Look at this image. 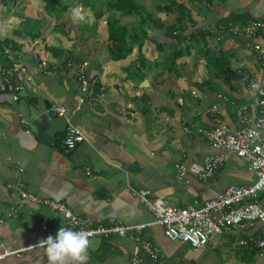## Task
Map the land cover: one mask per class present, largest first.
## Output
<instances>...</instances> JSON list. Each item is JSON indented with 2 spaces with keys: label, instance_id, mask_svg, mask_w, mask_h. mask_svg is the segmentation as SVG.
<instances>
[{
  "label": "crops",
  "instance_id": "crops-1",
  "mask_svg": "<svg viewBox=\"0 0 264 264\" xmlns=\"http://www.w3.org/2000/svg\"><path fill=\"white\" fill-rule=\"evenodd\" d=\"M150 1L158 5L152 4L148 38L125 58L111 59L110 44L102 36H108V31L101 30L88 37L89 41L100 37L101 43L82 41L77 54L67 50L69 42L47 46L44 57L51 73L29 63L32 80L24 90L0 93V216L4 217L0 255L5 254L0 264H48L44 249L38 247L46 239L40 222L46 217L54 237L64 227L61 215L13 192L10 185L15 180L38 199L63 202L79 217L104 224L109 218L136 224L153 218L132 196L133 187L185 206L201 204L228 185L255 179L240 158L224 151L226 161L209 180L191 175L177 178L174 166L220 152L201 138L212 127L206 110L210 105L218 106L230 126L236 107L254 108L250 79L260 80L261 67L253 45L262 41L244 32L232 33V28L263 16L264 0ZM22 2L0 0V9L14 5L17 14ZM28 18L33 20L35 14L17 19L11 7L2 10L0 39L17 42L7 34L21 24L22 37L28 36L32 30L26 26ZM181 25L186 29H179ZM102 27L99 22L98 31ZM191 39H196L195 45L189 43ZM66 61L87 64L95 78L94 99L82 94L75 66H67ZM10 65L7 62L2 68ZM53 103L64 106L65 114L51 111ZM69 125L78 127L86 139L66 150L61 141ZM12 206L18 212L5 217ZM262 224L233 228L201 247L169 240L159 225L149 224L143 237L159 247L160 255L153 259L141 252L135 264H264V252L247 251L238 243ZM114 237L90 239L87 264H133L134 242ZM20 248L25 249L17 253Z\"/></svg>",
  "mask_w": 264,
  "mask_h": 264
},
{
  "label": "built area",
  "instance_id": "built-area-1",
  "mask_svg": "<svg viewBox=\"0 0 264 264\" xmlns=\"http://www.w3.org/2000/svg\"><path fill=\"white\" fill-rule=\"evenodd\" d=\"M238 32L258 36L262 41L253 45L261 67L260 80L255 77L250 79V86L255 91L254 108L246 104L236 107L233 116L234 125L230 126L222 119L218 106L210 105L206 110L211 117L212 127L205 131L201 138L206 139L211 147L220 152L205 155L199 162H178L174 168L177 178L191 175L200 180H209L226 161L227 154L221 152L224 151L236 155L254 173L255 179L251 183L228 185L216 196L206 199L201 204L185 206L170 204L167 200L155 197L148 189L133 187L130 189L132 196L142 203L153 218L150 223L136 224H127L116 218H109L107 224H104L100 220L92 221L79 217L61 201L38 199L25 190L18 180L10 185L11 190L21 199L43 204L61 215L64 219V227L90 233L89 239L108 238L113 235L129 237L135 244L133 264L136 263L141 252L153 259L160 255L159 247L143 237V230L149 224L159 225L163 235L169 240L185 242L191 247H201L207 245L216 235L224 234L233 228L253 227L257 221H260L263 223L260 228L238 243L247 251L264 252V15L249 21L244 26H234L232 33ZM7 52L12 63L9 68H0V76L10 90L22 91L32 80V74H28L29 63L37 70L51 73L43 56L23 50V47L18 53L8 50ZM72 61H66V65L75 66L82 94L94 99L95 78L88 73L87 64L83 61L73 64ZM218 97L227 99L223 95ZM50 110L59 115H64L66 111L64 106H57L54 103ZM21 121L24 122V119ZM85 139L84 133L78 127L69 125L61 142L66 150H71ZM17 212L18 207L12 206L4 215L10 217ZM3 222L4 217L0 216V225ZM40 227L46 232V238L52 236L46 225V217L40 222ZM23 249L25 248L17 249V253ZM4 256L5 254L0 255V257Z\"/></svg>",
  "mask_w": 264,
  "mask_h": 264
},
{
  "label": "rangeland",
  "instance_id": "rangeland-1",
  "mask_svg": "<svg viewBox=\"0 0 264 264\" xmlns=\"http://www.w3.org/2000/svg\"><path fill=\"white\" fill-rule=\"evenodd\" d=\"M18 1H23L22 2L23 5L20 6L19 11L17 9V14H13L14 5H8L7 7L4 6L3 9H0V12L2 10L5 11V8L10 10V7H11V13L17 19H20L21 17L27 18L28 15L35 14L34 19L39 20L38 27L40 29L39 33L35 35V38H32L31 36L22 37L21 35L22 32L19 30L21 29V26L22 27L24 26L22 24L21 26L18 25L17 27H14V30H13V31H16V30L20 31V33L13 32V31L11 32V30H9L7 34L8 36L10 35L11 38H14L20 41L23 47V50H27L32 54H36V55L44 57V54L48 52L44 48L45 44L47 46L62 47V44L64 45L66 44V42H69L67 50L75 51V53L77 54V51L80 50L78 48V45L82 44L83 43L82 41H84L85 44L87 42H90V44L92 42V44L94 45L95 43L100 44L102 41V38L98 37L97 40L89 41L88 37L95 35L97 32L100 33L101 30L105 31L107 29L105 28L106 27V17L109 15L108 8H107L108 3H106L107 0H82V3H79V0H57L58 6L62 5V3L64 5L66 4L63 10L59 13L58 17H56L55 15H49L47 13L45 6H44L45 5L44 0H18ZM137 1H140V0H137ZM51 3H52V0H51ZM144 3H142L144 8L142 11H140L141 14H134L133 16H130V17L128 16L121 17L120 22L123 25H125L127 29L129 28L130 30V26H132L133 24L139 23L138 21L139 18L141 16H144L146 13H148L149 15L152 14L150 16H153V13L155 10L154 6H157L158 2L151 3L150 0H147V1H144ZM88 4H92L93 7L88 6ZM73 7L81 8L83 12L85 13L86 17L88 18V20H90V22H80V23L73 22L71 18V13H70V9H72ZM0 8H2L1 5H0ZM187 17H190L189 11H187ZM99 22L102 23L103 27L100 28L98 31ZM147 22H149V20H147ZM7 25L9 27H12L11 29H13L12 23H7ZM26 26H28V29H30L31 26L32 27L34 26V22H29L26 24ZM33 30L34 29L32 28L31 31ZM127 34L129 35L130 33H127ZM16 35L18 36V38L13 37ZM102 36L105 37V42L109 45L110 41L106 40V38L108 37L107 34L104 33ZM195 40L196 39L194 40L191 39L189 43L195 45L196 44L194 42ZM23 41L27 42V44H25ZM205 53H208V51L205 50ZM157 63L161 64L160 62H157ZM167 63L170 64L169 60ZM114 238L121 239L123 237L116 236Z\"/></svg>",
  "mask_w": 264,
  "mask_h": 264
},
{
  "label": "trees",
  "instance_id": "trees-1",
  "mask_svg": "<svg viewBox=\"0 0 264 264\" xmlns=\"http://www.w3.org/2000/svg\"><path fill=\"white\" fill-rule=\"evenodd\" d=\"M45 9L49 15L59 16V13L66 6L62 3V5H57V0H44ZM79 3H82V0H79ZM108 3L107 8L109 15L106 17V27L108 31V40L110 41V45L108 47L109 55L112 60H120L125 58L128 54L131 53L132 48L134 46H138L139 48L142 45V41L147 36V27H151V16L146 13L144 16L139 18V23L133 24L127 29L125 25L120 22L121 17L125 16H133L134 14H141L140 11L143 10L144 6L141 2L137 0H107ZM88 6L93 7L92 4H88ZM178 7L184 8L183 6L177 4ZM118 14V15H117ZM32 19H27V23L31 22ZM149 20V22H147ZM34 26L32 27L34 30L28 32V36L35 38V35L39 33L38 23L39 20L33 19ZM26 23V24H27ZM158 24V23H157ZM157 26V25H156ZM179 29L185 30L186 28L181 25ZM127 33H130L129 35ZM37 37V36H36ZM24 42V41H23ZM27 44V42H24ZM47 45H44L46 50ZM18 53L22 51V45L20 42H15L9 38L0 39V66L1 68L6 63H12L11 59L8 55V52ZM55 52H59V48H54ZM182 51H179V54ZM176 55V54H175ZM174 55V56H175ZM178 56V55H176ZM175 61V58H174Z\"/></svg>",
  "mask_w": 264,
  "mask_h": 264
},
{
  "label": "clouds",
  "instance_id": "clouds-1",
  "mask_svg": "<svg viewBox=\"0 0 264 264\" xmlns=\"http://www.w3.org/2000/svg\"><path fill=\"white\" fill-rule=\"evenodd\" d=\"M73 22H90L83 10L79 7L70 9ZM90 233L83 230L74 231L71 228L61 226L55 237L49 235L39 242L38 247L44 249L48 264H87L89 249L92 242Z\"/></svg>",
  "mask_w": 264,
  "mask_h": 264
},
{
  "label": "water",
  "instance_id": "water-1",
  "mask_svg": "<svg viewBox=\"0 0 264 264\" xmlns=\"http://www.w3.org/2000/svg\"><path fill=\"white\" fill-rule=\"evenodd\" d=\"M10 92L9 88H8V84L3 82L2 87L0 85V93H7Z\"/></svg>",
  "mask_w": 264,
  "mask_h": 264
}]
</instances>
